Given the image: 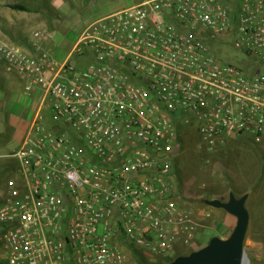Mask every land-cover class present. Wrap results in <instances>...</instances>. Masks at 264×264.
<instances>
[{"label": "built area", "instance_id": "built-area-1", "mask_svg": "<svg viewBox=\"0 0 264 264\" xmlns=\"http://www.w3.org/2000/svg\"><path fill=\"white\" fill-rule=\"evenodd\" d=\"M46 40L35 32L31 52L0 39L25 92L43 93L10 154L20 182L0 183L8 264H128L124 243L189 244L198 224L173 189L181 126L208 150L264 146V0H149L91 23L63 62Z\"/></svg>", "mask_w": 264, "mask_h": 264}, {"label": "rangeland", "instance_id": "rangeland-1", "mask_svg": "<svg viewBox=\"0 0 264 264\" xmlns=\"http://www.w3.org/2000/svg\"><path fill=\"white\" fill-rule=\"evenodd\" d=\"M140 1L142 0H49L51 4L53 2L54 5H59L53 6L56 12L49 11L45 4L47 1L24 4H33V7L46 11L47 34L52 37V42L48 48H43L50 50L55 59L63 62L91 23ZM227 54L235 63L247 60L232 47H228ZM72 64L75 65L76 61L73 60ZM6 69L9 70L8 67ZM9 73L10 94L6 97L5 92L0 93L3 96V100H0V132L5 138V145L0 146V155L6 156L1 160L6 162L16 161L10 154L26 138L43 98V93L39 91L26 93L23 82L15 81L19 77L11 71ZM2 79L0 74V86ZM43 111L49 115L47 108ZM47 122L49 127L53 126L50 117ZM179 136L183 147L173 165V189L179 205L194 214L198 224L194 239L189 244L179 243L175 251L168 255H153L124 243L122 248L128 264L169 263L178 254H187L207 246L214 237L228 238L238 219L224 209L207 205L205 201H227L231 193L237 197L249 194L246 206L250 213V226L245 242L246 252L249 264H264V163L259 162V159L253 161L245 151L233 148L236 147L234 144L243 141H229L214 150H208L201 145L193 128L181 126ZM248 145L252 149L259 147ZM0 264H8L1 239Z\"/></svg>", "mask_w": 264, "mask_h": 264}, {"label": "crops", "instance_id": "crops-1", "mask_svg": "<svg viewBox=\"0 0 264 264\" xmlns=\"http://www.w3.org/2000/svg\"><path fill=\"white\" fill-rule=\"evenodd\" d=\"M36 1L38 0H0V39L1 40L7 41L8 43H12L17 46H20L23 49L29 50L31 52L35 51L32 46V41L34 39V33L37 31L48 33V29L46 28V23H47L46 11L33 7V4H30L28 6L24 4L25 2L27 3V2H36ZM42 1H47L45 2V4L47 7H49V11L52 10L53 12H56V9L53 7L56 5H54L53 2L51 4L49 0H42ZM146 1H149V0H142L138 2L137 4L131 5L127 8L142 4ZM14 5H21V6L27 7L32 10L31 11L16 10L12 8V6ZM58 6L59 5H57L56 7ZM127 8H124V9H127ZM124 9H121V10H124ZM51 42H52V37H49L48 35V40L42 41L41 45L43 47L48 48V45ZM9 72L10 70L7 71L6 67L0 64V74H1V77L3 78L1 82V86H0V93L5 92L6 97L10 94L8 79L11 73ZM12 73L15 74L14 72ZM19 79L17 78L15 79V81L22 82L21 79L20 80ZM1 97L3 96H0V100H3V98ZM39 109H40V106L38 108V111ZM2 138L4 137L2 136L0 132V146L5 145L3 144L5 141V138L4 139ZM199 141H200V138H199ZM234 146L236 147H233V148H235L238 151H242V152L245 151V153L249 156L251 160L254 161L255 159H259V162L264 163V151H263L264 146L256 145V147L259 146L257 148L254 147L256 149H252L253 147L250 146L251 147L250 149V147H248L249 145L245 142L234 144ZM5 157H6L5 155H0V182H5L6 180L12 179V178H17L19 179V182H20L17 162L13 160H10L7 162L1 161Z\"/></svg>", "mask_w": 264, "mask_h": 264}, {"label": "water", "instance_id": "water-1", "mask_svg": "<svg viewBox=\"0 0 264 264\" xmlns=\"http://www.w3.org/2000/svg\"><path fill=\"white\" fill-rule=\"evenodd\" d=\"M248 198L249 194L238 198L231 193L228 201L206 200L207 205L224 209L238 219L232 234L228 238L214 237L207 246L167 264H249L245 247L250 226V213L246 206Z\"/></svg>", "mask_w": 264, "mask_h": 264}, {"label": "trees", "instance_id": "trees-1", "mask_svg": "<svg viewBox=\"0 0 264 264\" xmlns=\"http://www.w3.org/2000/svg\"><path fill=\"white\" fill-rule=\"evenodd\" d=\"M12 8L13 9H16V10H22V11H31L32 9H29V8H27V7H24V6H21V5H14V6H12ZM0 64L1 65H4L5 67H7V65L3 62V61H1L0 60ZM184 128V127H183ZM198 134V133H197ZM199 136V135H198ZM200 138V137H199ZM181 139V138H180ZM232 141H243V142H245V143H247V144H253V145H256L255 143H254V141H253V139H251V138H249V137H239V138H237V139H233ZM181 142H182V140H181ZM200 143H201V141H200ZM183 144V143H182ZM205 203H206V201H205ZM193 251H195V250H192V251H189V253H187V254H178V255H176L174 258H172V260H170L169 261V263L170 262H172L174 259H176V258H178L179 256H182V255H188V254H190L191 252H193ZM165 264H167V262L165 263Z\"/></svg>", "mask_w": 264, "mask_h": 264}, {"label": "flooded vegetation", "instance_id": "flooded-vegetation-1", "mask_svg": "<svg viewBox=\"0 0 264 264\" xmlns=\"http://www.w3.org/2000/svg\"><path fill=\"white\" fill-rule=\"evenodd\" d=\"M235 196H236V195H235ZM236 197H237V196H236ZM238 198H239V197H238ZM229 199H230V196H229ZM229 199H228V200H229ZM228 200H227V201H228Z\"/></svg>", "mask_w": 264, "mask_h": 264}]
</instances>
